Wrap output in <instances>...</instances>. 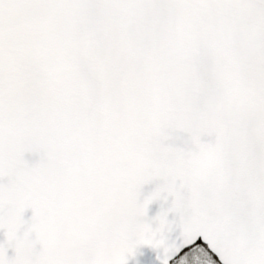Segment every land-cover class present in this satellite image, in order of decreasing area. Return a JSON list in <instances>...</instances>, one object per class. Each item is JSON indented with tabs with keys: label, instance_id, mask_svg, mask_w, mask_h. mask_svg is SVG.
<instances>
[{
	"label": "snow or ice",
	"instance_id": "obj_1",
	"mask_svg": "<svg viewBox=\"0 0 264 264\" xmlns=\"http://www.w3.org/2000/svg\"><path fill=\"white\" fill-rule=\"evenodd\" d=\"M0 264H264V0H0Z\"/></svg>",
	"mask_w": 264,
	"mask_h": 264
},
{
	"label": "water",
	"instance_id": "obj_2",
	"mask_svg": "<svg viewBox=\"0 0 264 264\" xmlns=\"http://www.w3.org/2000/svg\"><path fill=\"white\" fill-rule=\"evenodd\" d=\"M26 215H30V210H29V212L26 213Z\"/></svg>",
	"mask_w": 264,
	"mask_h": 264
}]
</instances>
